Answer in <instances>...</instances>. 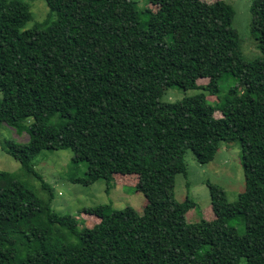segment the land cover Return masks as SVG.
I'll return each mask as SVG.
<instances>
[{"label":"trees","instance_id":"16d2710c","mask_svg":"<svg viewBox=\"0 0 264 264\" xmlns=\"http://www.w3.org/2000/svg\"><path fill=\"white\" fill-rule=\"evenodd\" d=\"M45 1L56 20L24 29L29 4L0 0V128L31 137L0 147L48 195L0 170V264H264V0L251 6L254 60L226 0H148L157 10L136 0ZM230 76L235 84L211 103ZM171 87L202 91L163 101ZM222 140L241 144L245 189L230 202L210 184L214 219L189 222L197 205L176 199V175H188V150L208 163ZM43 150H71V168L86 167L77 183L105 179L110 190L137 177L143 213L86 207L99 219L87 226L56 211L54 187L33 162Z\"/></svg>","mask_w":264,"mask_h":264},{"label":"rangeland","instance_id":"374dc122","mask_svg":"<svg viewBox=\"0 0 264 264\" xmlns=\"http://www.w3.org/2000/svg\"><path fill=\"white\" fill-rule=\"evenodd\" d=\"M29 4L33 17L29 20L24 29L33 28L41 25L46 28L56 20V15L50 16V8L45 0H20ZM139 7L150 6L157 10L154 3L148 0H136ZM208 2L215 0H206ZM235 9L233 27L237 30L241 49L246 59L254 60L261 57L258 48V41L252 34V11L251 6L254 0H226ZM207 78L198 80L200 85L205 84ZM233 77L222 80L219 84L218 95H207L211 103H216L223 97L230 86L235 84ZM201 89L184 90L179 87H171L165 91L162 98L166 102H176L185 96L195 95ZM2 98V93H0ZM215 116L220 118L221 112H215ZM31 120L26 121L29 125ZM4 139L13 140L20 144H26L31 137L27 130L19 131L17 128L4 124L0 128V144ZM73 156L71 150H43L33 160L35 168L41 173L46 182L54 187V198L52 208L64 215H73L80 219L84 225L93 226L99 219L93 215L81 213L83 208L92 207L100 204H111L116 209L126 206L134 207L140 214L143 213L146 205V198L143 193L134 189L138 180L133 176L130 181L114 182L108 188L105 179L84 185L74 182L72 178L84 175L86 167L80 164L78 167L71 168L70 162ZM188 175L180 173L176 175L175 197L179 201L185 200L189 195L195 202L196 207L186 214L189 222H197L203 216L206 219H214L215 214L211 204L210 184L221 187L225 190L228 201L234 202L239 194L245 189V175L242 162V147L239 141L222 140L215 158L208 163H200L194 153L188 150L185 156ZM0 170L14 173L18 179L25 182L38 195L47 199V192L42 188L41 181L34 177L22 174L21 164L14 157L0 147ZM122 179L117 176V180ZM242 220H232L231 224L240 226ZM242 229L244 227L242 226ZM237 264H247L245 258H241Z\"/></svg>","mask_w":264,"mask_h":264}]
</instances>
